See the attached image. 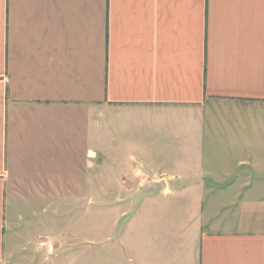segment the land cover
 Wrapping results in <instances>:
<instances>
[{
	"label": "crops",
	"instance_id": "0c3cea01",
	"mask_svg": "<svg viewBox=\"0 0 264 264\" xmlns=\"http://www.w3.org/2000/svg\"><path fill=\"white\" fill-rule=\"evenodd\" d=\"M0 264H264V0H0Z\"/></svg>",
	"mask_w": 264,
	"mask_h": 264
},
{
	"label": "rangeland",
	"instance_id": "374dc122",
	"mask_svg": "<svg viewBox=\"0 0 264 264\" xmlns=\"http://www.w3.org/2000/svg\"><path fill=\"white\" fill-rule=\"evenodd\" d=\"M48 237H46V236H39L38 237V240H37V242H43V241H47L48 239H47Z\"/></svg>",
	"mask_w": 264,
	"mask_h": 264
},
{
	"label": "built area",
	"instance_id": "2783aa9c",
	"mask_svg": "<svg viewBox=\"0 0 264 264\" xmlns=\"http://www.w3.org/2000/svg\"><path fill=\"white\" fill-rule=\"evenodd\" d=\"M46 242H48V241H46ZM49 243V242H48Z\"/></svg>",
	"mask_w": 264,
	"mask_h": 264
}]
</instances>
